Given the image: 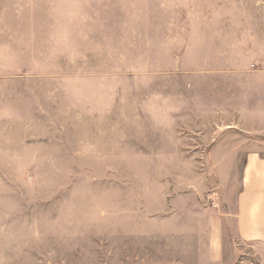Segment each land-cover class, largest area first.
<instances>
[{
	"label": "rangeland",
	"instance_id": "1",
	"mask_svg": "<svg viewBox=\"0 0 264 264\" xmlns=\"http://www.w3.org/2000/svg\"><path fill=\"white\" fill-rule=\"evenodd\" d=\"M260 16L0 0V264H264L235 224Z\"/></svg>",
	"mask_w": 264,
	"mask_h": 264
},
{
	"label": "crops",
	"instance_id": "2",
	"mask_svg": "<svg viewBox=\"0 0 264 264\" xmlns=\"http://www.w3.org/2000/svg\"><path fill=\"white\" fill-rule=\"evenodd\" d=\"M263 19L264 16H260ZM264 31L255 28L248 31V35L243 42L250 50V55L254 52V57L258 60L255 63H236L233 68L249 69L251 66L257 67L258 74H255L256 81L251 89L250 101L253 107L245 110L246 116L252 119V125L257 129L248 131L241 130L244 134H255L253 143H246L240 149L247 152L244 159V168L241 178V192L237 200V211L235 216L236 238L242 243H258L264 245V156L262 150L264 143ZM251 59V58H250ZM232 130V128H231ZM259 135V137L257 136ZM222 246V243L218 247ZM221 247V254H222ZM224 254V251H223Z\"/></svg>",
	"mask_w": 264,
	"mask_h": 264
}]
</instances>
